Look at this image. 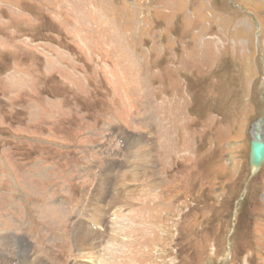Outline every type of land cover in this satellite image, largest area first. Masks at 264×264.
Wrapping results in <instances>:
<instances>
[{
  "label": "rangeland",
  "instance_id": "obj_1",
  "mask_svg": "<svg viewBox=\"0 0 264 264\" xmlns=\"http://www.w3.org/2000/svg\"><path fill=\"white\" fill-rule=\"evenodd\" d=\"M260 120L264 0H0V257L264 264Z\"/></svg>",
  "mask_w": 264,
  "mask_h": 264
},
{
  "label": "water",
  "instance_id": "obj_2",
  "mask_svg": "<svg viewBox=\"0 0 264 264\" xmlns=\"http://www.w3.org/2000/svg\"><path fill=\"white\" fill-rule=\"evenodd\" d=\"M263 124L264 120H260L253 125L254 136L251 141L249 160L253 176L259 174L264 164V134L261 129Z\"/></svg>",
  "mask_w": 264,
  "mask_h": 264
},
{
  "label": "bare ground",
  "instance_id": "obj_3",
  "mask_svg": "<svg viewBox=\"0 0 264 264\" xmlns=\"http://www.w3.org/2000/svg\"><path fill=\"white\" fill-rule=\"evenodd\" d=\"M261 171V170H260ZM105 184V183H104ZM103 183L100 184L99 186V189H98V198H101L102 195H104L106 193L105 189H106V185H104ZM104 209H106V206H104ZM103 222V221H101ZM94 235L91 236V239H95V236L93 237ZM77 237H79V244L80 245H90V236L89 235H81V232H79L77 234ZM26 244V242L24 243V245ZM3 253V254H2ZM1 254V257H0V263L2 264H9V263H12L10 261H12L11 259L13 258L12 254L8 253V254H5V251H3ZM30 257V256H29ZM14 260V258H13ZM42 262V261H41ZM36 263H39L38 261H36ZM35 262H31L30 261H27V258H25V264H36Z\"/></svg>",
  "mask_w": 264,
  "mask_h": 264
}]
</instances>
